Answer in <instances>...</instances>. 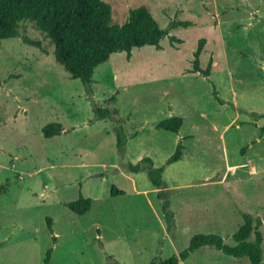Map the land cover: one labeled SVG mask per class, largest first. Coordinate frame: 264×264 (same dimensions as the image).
Returning <instances> with one entry per match:
<instances>
[{
    "label": "rangeland",
    "instance_id": "obj_1",
    "mask_svg": "<svg viewBox=\"0 0 264 264\" xmlns=\"http://www.w3.org/2000/svg\"><path fill=\"white\" fill-rule=\"evenodd\" d=\"M101 1L114 25L144 6L162 29L193 26L169 32L181 41L174 47L164 38L161 50L113 54L95 69L92 102L118 110L123 158L113 123L94 120L83 85L55 63L45 34L26 21L19 33L40 49L19 37L0 41V264H45L49 250L47 264H149L177 255L196 234L234 246L240 213L262 220L264 262V0ZM200 39L213 88L189 72ZM172 117L182 119L177 134L157 128ZM51 123L64 132L45 139ZM179 142L182 159L165 167L161 189L146 170L125 171L144 158L164 166ZM158 191L170 200L171 231ZM80 194L91 200L83 216L66 207ZM180 264L249 262L202 248Z\"/></svg>",
    "mask_w": 264,
    "mask_h": 264
},
{
    "label": "trees",
    "instance_id": "obj_2",
    "mask_svg": "<svg viewBox=\"0 0 264 264\" xmlns=\"http://www.w3.org/2000/svg\"><path fill=\"white\" fill-rule=\"evenodd\" d=\"M29 21L36 29L45 34L53 45V57L56 64L62 66L73 80H79L84 87L85 95L92 102V83L95 69L108 62L113 54L125 53L131 58L134 49L145 46L161 50L160 42L168 38L171 47L181 41L170 36L169 32L177 28L187 29L193 26L191 21H173L166 29H162L150 11L144 7L131 9L128 18L122 25L112 24L111 9L101 0H0V41L19 37L26 45L40 49V44L29 40L19 33V24ZM206 40L200 39L193 53L190 73H198L213 88L210 80L212 58L205 69L201 68L200 56ZM94 120L110 121L116 138V150L123 158L126 153L127 135L122 128V119L117 109L104 108L91 103ZM182 126V119L172 117L158 124L157 128L177 134ZM264 133V127L260 129ZM45 139H50L64 132L62 125L51 123L41 130ZM184 146L179 142L174 153L166 160L164 166L154 167L150 158H144L133 165L127 163L125 171L137 174L146 170L148 180L154 189H161L164 169L182 159ZM147 167V168H146ZM146 168V169H145ZM4 189L0 188V192ZM112 196H123V192L111 189ZM156 198L166 229L175 227L173 211L166 193L158 191ZM72 213L83 216L91 208V200L81 194L75 201L66 204ZM243 224L233 234L234 246L224 243L217 234H196L189 240L187 247L177 255L165 260H151L149 264H180L191 254L210 248L235 260L247 259L249 264H264L263 236L260 231L262 220L246 213H240ZM48 231L52 234L51 221L47 220ZM55 241V237L52 238ZM51 250L46 254L45 264L49 262ZM111 261V257H107ZM111 264H117L112 261Z\"/></svg>",
    "mask_w": 264,
    "mask_h": 264
}]
</instances>
